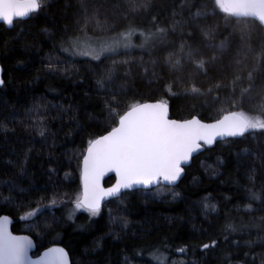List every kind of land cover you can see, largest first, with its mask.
I'll return each mask as SVG.
<instances>
[{"label":"trees","instance_id":"16d2710c","mask_svg":"<svg viewBox=\"0 0 264 264\" xmlns=\"http://www.w3.org/2000/svg\"><path fill=\"white\" fill-rule=\"evenodd\" d=\"M150 2L148 12L132 15L127 0H48L50 7L43 12L15 20L12 27L0 24V125L7 128L0 127V216L14 219L15 233L34 238L35 255L60 244L72 264H264V211H245L249 203L261 207L260 201L250 199L249 189L264 197V160L259 158L264 155V134L259 131L204 150L193 158L181 182L165 187L161 196L154 190L129 191L122 202H107L97 217L77 210L69 219L81 194L82 150L111 123L96 83L102 71L115 69L114 86L123 89L121 107L114 112L166 100L175 119L197 116L208 122L232 111L264 119V23L229 13L222 0L218 8L214 0H203L216 14L199 23L216 29L217 45L226 37L230 42L222 53L204 49V56L195 58L217 57L205 64L207 75L186 58L179 71L167 65L170 53L182 56L178 32L100 61L74 53L72 45L85 39L111 38L130 27L155 31L151 17L156 14L158 26L170 28L172 0ZM184 39L193 46L202 43L199 32L191 41ZM34 106L39 107L29 112ZM41 126L47 128L45 137L40 136ZM249 165L256 167L255 184L247 179ZM12 181L32 190L10 193L6 182ZM113 181L108 178L105 184ZM10 195L19 199L6 203ZM23 201L30 205L20 207ZM205 204L215 210L206 211ZM37 208L38 217L28 216ZM110 213L123 217L127 227L110 219ZM213 240L218 241L215 248L202 249ZM249 242L255 243L247 247Z\"/></svg>","mask_w":264,"mask_h":264},{"label":"snow or ice","instance_id":"6c2138e0","mask_svg":"<svg viewBox=\"0 0 264 264\" xmlns=\"http://www.w3.org/2000/svg\"><path fill=\"white\" fill-rule=\"evenodd\" d=\"M214 4L218 8L219 0H214ZM126 5L132 15L138 14L140 10L148 12L153 7L150 0H144V2L127 0ZM114 6L117 10L120 9V5ZM47 7H50L48 0H5L4 4L0 6V20L12 26L15 18L39 14ZM171 12L170 28L159 27L160 16L156 14L151 17L152 25L156 30L147 33L140 32V36L143 37V45H146L149 42H163L169 34L179 33L181 37L179 49L182 56L177 58L175 54H169L167 65L172 70H181L182 58L195 61L197 66L204 70L206 63H215L217 60V57L211 54L208 55L207 60L203 58L196 60L197 56H204V49H215L222 53L229 47V38L226 37L217 45L215 43L216 29L201 26L199 23L208 16L216 14V8L209 12L203 0H172ZM178 14L182 16L180 20L176 19ZM197 32L200 33L202 43L196 46L187 43L184 38L191 41ZM135 34L136 29L130 27L127 32L119 34L116 39L101 44L99 48H93L80 54L91 56L92 60L100 61L105 52H114L121 46L132 47L131 37ZM240 40L243 42V37ZM72 47L79 48V45H72ZM153 74L155 75V73ZM204 74L207 75L206 70H204ZM117 78L115 69H108L102 71L96 81L98 89L102 90L105 97L104 106L109 113L111 123L104 133L89 139L86 147L82 150L80 161L81 194L75 200L74 207L69 211V219L74 217L77 210H83L90 218L99 216L102 204L106 199L122 202L127 195L126 190H135L138 186L148 188L162 183L174 184L181 179L185 172L184 165L192 160L193 154L210 149L218 137H244L253 131L264 134V119H252L242 111L222 112L212 122H205L197 116L183 120L173 119L170 117V104L166 100H158L134 104L127 107L122 113L114 112V109L121 107V96L124 94L122 88L114 86V81ZM3 84L4 81L0 79V86ZM190 91L198 93L199 89L192 88ZM211 91L212 89H209V92ZM216 91H220V85L216 86ZM215 100L218 102L219 97H216ZM38 107L34 106L29 112L36 111ZM231 116L238 117V120L231 121L229 119ZM15 120L16 115L13 113L12 121L15 122ZM0 127H4L7 131L5 125H0ZM46 132L45 126L39 128L41 137H45ZM248 155L253 156V153L249 152ZM24 156L26 163L28 154L25 153ZM259 158L264 160V155ZM261 167H264V164ZM21 170L24 171L23 165H21ZM54 171V169H50V172ZM248 172L247 179L250 183L255 184L257 179L255 165H249ZM109 173L115 174V184L105 187L103 181ZM6 187L10 193H17V189L20 194L32 190L20 187L15 181L6 182ZM261 187L264 189V185ZM249 193L250 199L260 201L261 207L254 209L252 203H249L245 211H264V197L251 189H249ZM18 199L19 195L15 197L10 195L6 198V203H13ZM56 203V200L53 199L52 205ZM25 204L30 205V202L23 201L19 206L24 207ZM204 207L206 211L210 208L215 210L214 206L207 204ZM38 215L39 208L28 213V216L32 217H38ZM21 219H26V217H21ZM110 219L118 220L122 228L127 227V221L123 217L113 218L110 213ZM260 221L264 223V217H260ZM11 223L12 220L8 215L0 217V264H71L68 253L62 247L48 248L42 256L33 260L29 255L30 249L35 246L33 240L28 236L14 235L10 230ZM229 227L232 226L229 225ZM253 243L255 242H249L246 246L251 247ZM217 244L218 241L213 240L211 243L203 244L202 249H213ZM180 251L183 252L184 249H180ZM245 255L247 256L248 253Z\"/></svg>","mask_w":264,"mask_h":264},{"label":"water","instance_id":"95a60500","mask_svg":"<svg viewBox=\"0 0 264 264\" xmlns=\"http://www.w3.org/2000/svg\"><path fill=\"white\" fill-rule=\"evenodd\" d=\"M4 2H5V0H0V6H2V5L4 4ZM222 3H223V6H224L225 10H227L229 13H231V14H233V15H235V16H239V17H249V18H252V19H254V20H257V21H260V22L264 23V0H222ZM30 15H31V14H30ZM26 18H28V17H24V18H15L14 21H15V20H18V19H26ZM1 23H4V22H3L2 20H0V24H1ZM4 24H5V23H4ZM5 25H6L7 27H12V26H13V25H12V26H9V25H7V24H5ZM0 57H1V52H0ZM3 72H4V70H3L2 66H1V63H0V79H2V80H3ZM0 87H1V86H0ZM148 102H155V101H147V102H143V103H148ZM232 112L235 113L234 111H232ZM170 117H171V114H170ZM171 118H172V117H171ZM173 119H175V118H173ZM189 119H190V118H189ZM229 119H230L231 121H237V120H238V117H236V116H231V117H229ZM205 122H207V121H205ZM208 122H212V121H208ZM237 138H240V137H223V138L218 137L216 143H215L212 147H214V146H215L217 143H219V142L226 141V140H228V139H237ZM212 147H211V148H212ZM203 151H204V150H203ZM203 151L198 152V153H194V154H193V158L196 157V156H198V155H199L200 153H202ZM193 158H192V160H191L188 164L184 165L185 172H186V168L189 167V166L191 165V163H192V161H193ZM185 172H184V174L182 175L181 179L178 180L177 182H175L174 184L169 185V184H166V183H162V184H160V185H152V186H149L148 188H144L143 186H138L137 189H135V190H130V191H137V190H146V191H148V190L155 189V188H157V187H159V186H161V185H162V186H165V187H175V186H177V185L181 182V180H182L183 177L185 176ZM111 177L114 178L113 183L110 184V185H106V184H105L106 180H107L108 178H111ZM103 183H104V186H105V187H110V186L114 185V184H115V174H114V173H109V174L104 178ZM126 191L129 192V190H126ZM111 200H113V199H106V200L103 202L102 207H103L107 202H109V201H111ZM2 216H4V215H2ZM2 216H0V217H2ZM8 216H9V215H8ZM9 217H10V219L12 220V223H11V225H10V230L12 231V233H13L14 235L28 236V237H30V238L33 240L35 246H34L32 249H30V252H29L30 257H31L33 260H36V259H38L40 256H42L43 253H44L48 248H51V247H62V248H64V247H63L62 245H60V244H54V245H51V246L45 248L44 250H42L38 255H34V253H35L36 250H37V243H36V241L34 240V238H33L31 235H29V234H27V233H15V232L13 231V229H12L13 224H14V219H13L11 216H9ZM64 249H65V248H64ZM65 251L68 253V251H67L66 249H65ZM68 257H69V260H70V262H71V264H72L71 257H70V255H69V253H68Z\"/></svg>","mask_w":264,"mask_h":264},{"label":"rangeland","instance_id":"374dc122","mask_svg":"<svg viewBox=\"0 0 264 264\" xmlns=\"http://www.w3.org/2000/svg\"><path fill=\"white\" fill-rule=\"evenodd\" d=\"M125 32H127V31H124L122 33H125ZM140 32H144V31L136 29V34L131 37V42L133 45L132 47L125 48V47L121 46V47L116 48V50L114 52L103 53L101 57H103L104 55L115 54V53H118L120 51L134 50V49H140V48L144 47L145 45H143V37L140 36ZM118 36L119 35L111 37V38H107V39L89 38V39L82 40L76 44V45H79V48H75L74 53L77 54L78 56L91 58V56H84V55H81L80 53L90 51L93 48H99L101 44L110 42L111 40L116 39ZM141 45H143V46H141ZM153 190H154L153 191L154 195L161 196V195L166 193L164 186L162 188L157 187Z\"/></svg>","mask_w":264,"mask_h":264}]
</instances>
